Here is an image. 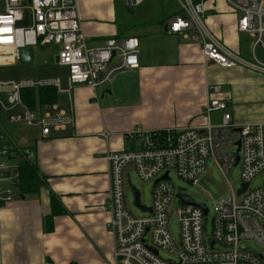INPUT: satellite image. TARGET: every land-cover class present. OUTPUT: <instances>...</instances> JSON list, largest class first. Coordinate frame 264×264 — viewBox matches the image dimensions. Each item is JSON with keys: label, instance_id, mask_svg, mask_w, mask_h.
I'll list each match as a JSON object with an SVG mask.
<instances>
[{"label": "built area", "instance_id": "1", "mask_svg": "<svg viewBox=\"0 0 264 264\" xmlns=\"http://www.w3.org/2000/svg\"><path fill=\"white\" fill-rule=\"evenodd\" d=\"M126 8L139 6L144 0H121ZM179 12L167 21V33L180 35L199 45L204 59L215 66L230 71L248 72L264 78V0H223L235 16V29L239 34L251 36L250 58L227 48L208 29L206 3L216 0H177ZM28 13L25 27L17 22ZM56 45L59 47L57 64L67 70L68 95L74 86L91 89L108 88L112 78L124 71L138 68V44L134 37L106 39L98 48H89L81 32L76 0H3L0 13V67L10 61H19V49L24 47ZM114 53V56L112 54ZM60 81L0 82V96L7 103L6 111L22 105L21 91L34 86L54 87ZM210 94L204 107L206 121L198 127L148 131L135 128L124 135L137 141L133 151L108 152V198L104 210L109 218L106 230L113 238V256L117 264H264V183L249 190L251 181L264 173V121L242 122L228 110V103L220 97L221 87L208 86ZM1 103V100H0ZM70 113L34 115L25 111L22 122L38 128L46 137L73 125ZM221 113L220 123L211 124L210 113ZM13 120V119H12ZM0 125V207L19 196V165L11 163L33 162V154L7 142ZM105 139L107 135L101 134ZM232 147L234 150H232ZM238 157V161H236ZM207 161L213 162L225 180L229 195L213 207L211 234L207 236L202 222L203 213L191 206L176 210L179 233L175 241L169 232V205L176 191L170 180L159 181L151 189V213L136 217L125 206L126 187L131 169L139 181L155 182L166 172L197 184ZM239 165L242 184H248L243 194L237 196L228 183L230 169ZM169 178V177H168ZM240 185V186H241ZM208 212V211H207ZM212 240V247L209 244ZM252 240L258 252L242 247ZM153 251H156L154 254ZM164 252L170 260H163Z\"/></svg>", "mask_w": 264, "mask_h": 264}, {"label": "crops", "instance_id": "2", "mask_svg": "<svg viewBox=\"0 0 264 264\" xmlns=\"http://www.w3.org/2000/svg\"><path fill=\"white\" fill-rule=\"evenodd\" d=\"M76 4L86 45L98 48L109 38L134 37L138 68L116 74L108 88L74 86L69 102L67 70L57 64V55L58 69L51 68L35 48H31L30 64L10 61L0 67V82L60 81L59 90L49 86L22 89L32 90L28 91L31 97L23 93L22 105L11 111L5 110L8 105L0 96L4 137L17 148L31 151L41 182L36 194L14 197L0 207V264H117L113 238L106 230V154L136 150L137 141L124 138L135 128L162 131L204 125L208 86L229 82L204 59L199 45L167 33V21L179 12L177 0H157L160 15L154 20L137 18L123 25L116 22V6L110 0H76ZM206 5L208 29L227 48L250 58L249 48L247 56L240 49L243 34L237 33L235 16L223 1ZM2 10L0 0V13ZM54 46L58 54L59 47ZM43 88L52 90H40ZM69 103L73 125L53 130L46 137L38 128L15 121L17 117L21 121L25 111L36 119L44 114L68 115ZM11 163L19 165L20 161L14 158ZM51 195L58 203L56 214L52 213Z\"/></svg>", "mask_w": 264, "mask_h": 264}, {"label": "rangeland", "instance_id": "3", "mask_svg": "<svg viewBox=\"0 0 264 264\" xmlns=\"http://www.w3.org/2000/svg\"><path fill=\"white\" fill-rule=\"evenodd\" d=\"M110 1L116 6V22L121 23V25L126 23L131 24L137 18L142 20H154L160 15V7L157 5V0H146L141 5L133 8H126L121 0ZM92 4H94V2ZM91 6L92 5L89 7L91 8ZM94 7L98 8L97 4H94ZM239 41L241 51H244L247 56L246 48H249L248 44L251 43V38L243 34L239 36ZM54 47V45L38 46L35 47V53L45 60V62L51 63V68L58 69L55 66L57 49ZM41 68L43 67L40 66V69ZM46 68L49 67L46 66ZM215 68L220 69L229 80L228 84L221 85V93L223 95L227 94L225 97L229 105L227 112L231 113L234 118H238L242 122L264 121V78L248 72L230 71L219 68L218 66H215ZM220 116L221 113L218 112L210 113L209 121L213 125L218 124L220 123ZM204 121H206L205 116ZM27 127L28 126H26V128ZM232 150H234L233 147ZM239 169V165H236L230 169L227 175L228 183L235 191L241 185ZM168 177L176 194L189 196L196 204L204 205L207 208L208 212L206 217L202 218V222L205 227L204 232L209 236L212 230L213 207L219 200L228 196L230 193L225 180L219 174L213 162L207 161L205 169L197 178V184L195 185L180 179L173 172H170ZM263 183L264 173L252 179L249 190L253 191L258 189L262 187ZM130 184L139 192L141 204L145 207H150L152 183L139 181L134 172L130 170ZM16 197H18V195H16L15 198ZM125 206L134 216H144V214L133 205V196L130 189L127 187ZM178 207L179 201L174 198L168 208L170 213L169 232L175 241L178 240L179 233L178 217L176 215ZM241 246L250 248L255 252L259 251L258 246L252 240H245L241 243ZM159 256L163 260H170V257L164 252H159Z\"/></svg>", "mask_w": 264, "mask_h": 264}, {"label": "water", "instance_id": "4", "mask_svg": "<svg viewBox=\"0 0 264 264\" xmlns=\"http://www.w3.org/2000/svg\"><path fill=\"white\" fill-rule=\"evenodd\" d=\"M29 1V0H28ZM28 21V13L25 11L24 12V19L20 22H17L16 26L17 27H25L27 25ZM166 29L168 30V26L166 25ZM19 62L22 65H27L31 63L32 60V50L30 47H24L19 49ZM114 56V53L112 54ZM238 161V157H236V161ZM170 179L168 178V173L166 172L161 178L157 179L155 182H153L151 189L159 182V181H169ZM128 184V189H130L132 196H133V205L142 213L150 214L151 213V208L150 207H145L144 205L141 204L140 201V195L139 192L131 186L130 181H127ZM248 184H242L240 186V189L237 191V196L241 195L244 193L246 190ZM175 199H178L180 204L182 206H191L194 208H198L202 211L203 216L207 214V208L204 205L196 204L189 196L182 195V194H176ZM209 244L212 247L213 242L212 240H209ZM154 254H156V251H153Z\"/></svg>", "mask_w": 264, "mask_h": 264}, {"label": "trees", "instance_id": "5", "mask_svg": "<svg viewBox=\"0 0 264 264\" xmlns=\"http://www.w3.org/2000/svg\"><path fill=\"white\" fill-rule=\"evenodd\" d=\"M40 90H52V89L43 88ZM28 91H32V90L22 91L21 98H22V94L26 92H27L26 93L27 97L30 98L31 92H28ZM41 97L43 98L42 95ZM25 103L27 105H30L28 104L27 101H25ZM18 172H19V185H18L19 196L36 194L39 190L41 182H40V175L38 173V170L35 164L33 162L32 163L20 162L19 167H18ZM50 200H51V208L53 210L52 213L56 214V210L58 209V203H57L56 197L51 195ZM47 228H50V224L47 225Z\"/></svg>", "mask_w": 264, "mask_h": 264}]
</instances>
